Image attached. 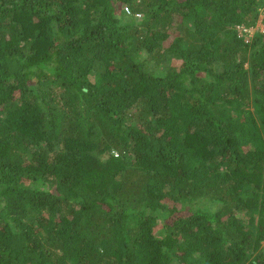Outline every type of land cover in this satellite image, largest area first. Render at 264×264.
<instances>
[{"label":"trees","instance_id":"16d2710c","mask_svg":"<svg viewBox=\"0 0 264 264\" xmlns=\"http://www.w3.org/2000/svg\"><path fill=\"white\" fill-rule=\"evenodd\" d=\"M262 7L0 0V264H264Z\"/></svg>","mask_w":264,"mask_h":264},{"label":"rangeland","instance_id":"374dc122","mask_svg":"<svg viewBox=\"0 0 264 264\" xmlns=\"http://www.w3.org/2000/svg\"><path fill=\"white\" fill-rule=\"evenodd\" d=\"M262 14H260V17L257 21V24L255 26H252L251 30L253 31L254 29H256L258 26H260L262 29H264V7H262Z\"/></svg>","mask_w":264,"mask_h":264},{"label":"built area","instance_id":"2783aa9c","mask_svg":"<svg viewBox=\"0 0 264 264\" xmlns=\"http://www.w3.org/2000/svg\"><path fill=\"white\" fill-rule=\"evenodd\" d=\"M126 9L128 10V11H130V9L128 8V6H126ZM245 29H248V28H246V27H244Z\"/></svg>","mask_w":264,"mask_h":264}]
</instances>
